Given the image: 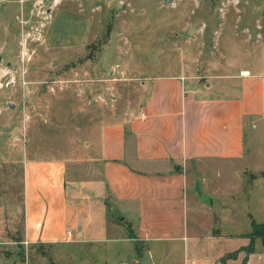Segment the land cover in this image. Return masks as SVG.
Wrapping results in <instances>:
<instances>
[{
	"label": "crops",
	"instance_id": "crops-1",
	"mask_svg": "<svg viewBox=\"0 0 264 264\" xmlns=\"http://www.w3.org/2000/svg\"><path fill=\"white\" fill-rule=\"evenodd\" d=\"M83 1L89 12L87 33L95 24L91 14L119 2ZM128 2L134 11L133 1ZM175 6V0H158L154 11ZM255 10L264 12V7ZM205 29V24L185 23L167 34L168 45L171 36L187 35L196 49L193 55L180 52L172 59L165 50L156 63L161 69L145 73L136 66L130 75L124 71L125 82H134L129 100L122 102L119 117L99 122L93 134L85 135L78 149L81 161L69 162L59 154L29 157L26 152L20 187L24 245L102 248L123 237L132 243L130 256L113 264L137 261L143 251L154 264L243 262L244 249L252 242V223L264 226V44L259 54L240 56L246 67L217 75L215 60L197 44ZM50 35L45 50L61 46ZM158 36L157 30L149 43L158 45ZM88 42L77 44L85 49ZM225 57L221 53L216 61H236ZM134 60L143 59L135 54ZM172 60L179 61L177 66L172 67ZM146 61L151 55L146 54ZM115 95L118 101L116 88ZM70 168L78 173L71 176ZM213 174L250 177L249 192L242 198L247 232L226 214L238 193L218 188ZM17 205L11 203L9 211ZM189 206L211 210V224H188ZM151 243L163 244V250L149 248ZM252 248L247 264H264L262 240L254 238ZM15 254L0 253V264H26Z\"/></svg>",
	"mask_w": 264,
	"mask_h": 264
},
{
	"label": "rangeland",
	"instance_id": "rangeland-1",
	"mask_svg": "<svg viewBox=\"0 0 264 264\" xmlns=\"http://www.w3.org/2000/svg\"><path fill=\"white\" fill-rule=\"evenodd\" d=\"M40 1L0 0V71L9 69L16 79L11 88L0 89V253L15 252L26 264H113L127 260L132 243L123 237L107 242L105 249L81 244H23L20 187L26 152L29 157L34 153L38 157L59 154L69 162L81 161L78 149H82L85 135L93 134L99 122L119 117L120 106L129 100L130 84L134 82H125L126 71L133 73L136 66L145 73L161 69L156 63L165 50H170L172 59H178L180 52L196 53L187 35L171 36L168 45L167 34L185 23L206 25L197 44L215 60V74L246 67V62L239 61L240 56L259 54L264 44V12L255 10L264 7V0H175V8L160 13L154 11L158 0H132L134 11L129 0H119L109 10L91 14L95 23L91 33L85 28L89 12L83 0H78L81 6L73 0H59L56 6L53 0H43L38 8ZM170 2L174 4V0ZM244 28L248 32L244 33ZM157 30L161 34L159 40L156 38L158 45L149 43V36ZM49 35L53 44L61 46L45 50ZM184 40V44L177 45ZM84 41H89L85 49L77 44ZM221 53L225 59L236 58L237 62L218 63ZM135 54L143 60L137 63ZM146 54L151 55L150 62ZM178 63L175 60L171 65ZM54 80L63 81L62 91L46 89L45 83ZM22 81L26 83L23 87ZM69 173L72 176L78 172L70 168ZM211 179L218 188H234L238 193L232 212L226 214L233 215L239 228L245 230L246 226L247 232L249 223L244 222L242 198L249 192L250 177L213 174ZM11 203H19L18 209L13 207L10 212ZM249 205L246 200V211ZM210 213L207 208L189 206L188 224L199 220L198 224L208 227ZM147 245L163 250V244Z\"/></svg>",
	"mask_w": 264,
	"mask_h": 264
},
{
	"label": "built area",
	"instance_id": "built-area-1",
	"mask_svg": "<svg viewBox=\"0 0 264 264\" xmlns=\"http://www.w3.org/2000/svg\"><path fill=\"white\" fill-rule=\"evenodd\" d=\"M58 2L59 0H53L52 5L56 6ZM42 5H43V0L37 4L38 8H41ZM23 75L24 74H22V77ZM3 79H6V81L1 82ZM15 84H16L15 76L9 69H4L0 71V89L11 88ZM25 85H26L25 81H22V87ZM45 85H46V89L49 92H54L56 89H58L59 91H62L64 88V83L63 81H60V80L48 81L47 83H45ZM185 264H196V263L193 261H187L185 262Z\"/></svg>",
	"mask_w": 264,
	"mask_h": 264
},
{
	"label": "trees",
	"instance_id": "trees-1",
	"mask_svg": "<svg viewBox=\"0 0 264 264\" xmlns=\"http://www.w3.org/2000/svg\"><path fill=\"white\" fill-rule=\"evenodd\" d=\"M259 229L261 230V233H259ZM254 238H260L262 242L264 243V226L263 225H257L255 223H252V233H251V241L250 245H248L244 251L246 253V257L244 258L243 262L241 264H247L248 256L251 254L253 248V239Z\"/></svg>",
	"mask_w": 264,
	"mask_h": 264
},
{
	"label": "water",
	"instance_id": "water-1",
	"mask_svg": "<svg viewBox=\"0 0 264 264\" xmlns=\"http://www.w3.org/2000/svg\"><path fill=\"white\" fill-rule=\"evenodd\" d=\"M115 1V0H108ZM125 264H154L148 251H143L137 261L127 262Z\"/></svg>",
	"mask_w": 264,
	"mask_h": 264
}]
</instances>
